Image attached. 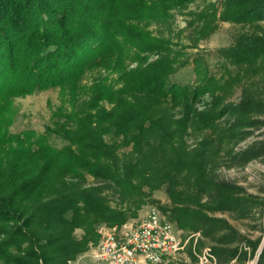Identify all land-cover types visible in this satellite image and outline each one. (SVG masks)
I'll use <instances>...</instances> for the list:
<instances>
[{
  "label": "trees",
  "instance_id": "16d2710c",
  "mask_svg": "<svg viewBox=\"0 0 264 264\" xmlns=\"http://www.w3.org/2000/svg\"><path fill=\"white\" fill-rule=\"evenodd\" d=\"M194 1L0 0V264H67L97 241L99 225L136 218L164 184L180 225L209 218L193 206L238 209L232 186L212 176L214 154L206 147L213 142L196 155L186 145L190 130L214 125L192 110L198 92L211 87L206 80L170 83L188 61L150 29ZM255 14H264V0H240L225 20ZM262 53V43L239 42L222 56L245 62ZM95 71L114 72L118 85L86 78ZM53 87L60 90L57 122L44 132L12 133L16 99ZM52 135L67 144L54 146ZM125 145L131 151L120 153ZM199 192L212 202L201 204ZM257 264H264V248Z\"/></svg>",
  "mask_w": 264,
  "mask_h": 264
},
{
  "label": "rangeland",
  "instance_id": "374dc122",
  "mask_svg": "<svg viewBox=\"0 0 264 264\" xmlns=\"http://www.w3.org/2000/svg\"><path fill=\"white\" fill-rule=\"evenodd\" d=\"M238 1L195 0L182 9L172 10L168 20L155 21L150 27L155 35L172 41V48L179 53L180 59L188 61L185 67H179L170 76V83L189 87L200 86L205 80L209 83L211 89L198 92L192 110L212 120L214 125L206 127L205 122L201 127L197 125L203 132L190 130L186 145L196 155L201 149L199 145L213 142L206 147L214 154L208 159L213 167L212 176L217 183L231 185L232 196L240 200V206L234 211L190 207L192 212L207 214L209 218L204 217L202 223L193 224L184 222L180 225L175 221L181 230L183 246L165 264H257L264 248V53L245 62L222 56L223 50L237 48L239 42L245 43L247 48L261 43L264 47V14H255L239 22L225 20L229 9L233 10ZM157 58L158 55H149V61ZM101 75L118 85L117 75L111 71H95L86 78ZM60 103L58 87L17 98L11 132L26 129L44 132L46 127L57 122L53 112ZM215 112L220 116L216 117ZM179 114L176 108V118ZM222 135L225 137L220 143ZM106 138L112 142L114 136ZM118 141L121 143V138ZM50 142L56 147L67 144L55 135L50 137ZM130 151L131 146L120 148V153ZM89 180L92 182L93 178L89 177ZM176 189L180 191L183 186ZM199 193L201 204L212 202L209 196ZM117 198L111 197L114 203ZM149 205L168 212L175 206L165 184L147 197L137 217L127 224L136 227ZM104 225L122 227L99 225L97 241L90 243L87 250L68 260L67 264H103L96 261L94 251L100 241L99 228ZM82 233L81 229L76 230L77 236ZM256 243L258 246L253 252Z\"/></svg>",
  "mask_w": 264,
  "mask_h": 264
},
{
  "label": "built area",
  "instance_id": "2783aa9c",
  "mask_svg": "<svg viewBox=\"0 0 264 264\" xmlns=\"http://www.w3.org/2000/svg\"><path fill=\"white\" fill-rule=\"evenodd\" d=\"M101 226L94 257L103 264H165L182 249L180 229L170 212L153 205L140 223Z\"/></svg>",
  "mask_w": 264,
  "mask_h": 264
}]
</instances>
